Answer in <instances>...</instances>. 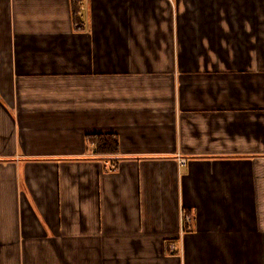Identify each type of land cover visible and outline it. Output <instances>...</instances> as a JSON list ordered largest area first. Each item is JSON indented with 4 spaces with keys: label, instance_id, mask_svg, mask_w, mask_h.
Returning <instances> with one entry per match:
<instances>
[{
    "label": "crops",
    "instance_id": "crops-1",
    "mask_svg": "<svg viewBox=\"0 0 264 264\" xmlns=\"http://www.w3.org/2000/svg\"><path fill=\"white\" fill-rule=\"evenodd\" d=\"M0 264H264V0H0Z\"/></svg>",
    "mask_w": 264,
    "mask_h": 264
},
{
    "label": "trees",
    "instance_id": "trees-1",
    "mask_svg": "<svg viewBox=\"0 0 264 264\" xmlns=\"http://www.w3.org/2000/svg\"><path fill=\"white\" fill-rule=\"evenodd\" d=\"M73 18L75 24H78L81 21L78 9L73 11ZM92 140L95 141L97 150L100 152H115L117 150V140L111 135L94 136L92 137Z\"/></svg>",
    "mask_w": 264,
    "mask_h": 264
},
{
    "label": "built area",
    "instance_id": "built-area-1",
    "mask_svg": "<svg viewBox=\"0 0 264 264\" xmlns=\"http://www.w3.org/2000/svg\"><path fill=\"white\" fill-rule=\"evenodd\" d=\"M187 220L186 218H184V221ZM172 250H176L174 246L171 247Z\"/></svg>",
    "mask_w": 264,
    "mask_h": 264
}]
</instances>
